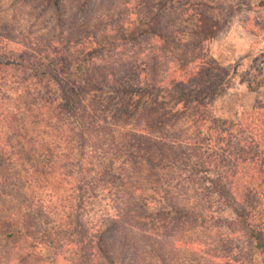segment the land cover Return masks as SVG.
<instances>
[{
  "label": "rangeland",
  "instance_id": "rangeland-1",
  "mask_svg": "<svg viewBox=\"0 0 264 264\" xmlns=\"http://www.w3.org/2000/svg\"><path fill=\"white\" fill-rule=\"evenodd\" d=\"M197 13L219 21L214 38L198 41ZM141 53L153 57L158 74L168 69L172 75L181 64L198 74L212 68L206 70L218 89L212 114L237 121L264 96V86L253 93L244 82L259 72L264 82V0H61L55 8L44 0H0V140L8 144L7 161H0V264H217L184 245L216 242L212 224L202 228L169 208L195 199L182 201L180 189L169 200L153 193L156 180L164 189L173 183L165 169L113 157L94 134L97 122L80 128L73 119L57 121V113L35 120L45 98L64 106L66 94L70 106H96L87 89L98 85L105 65L125 71V82L133 84ZM46 57L64 58L69 71L49 72L36 90L30 72L47 71ZM101 88L103 100L114 97ZM177 108L170 131L192 137L194 109ZM9 124L17 136L3 129ZM107 170L122 179H108ZM134 187L148 198L147 208L131 199ZM122 188L127 193L116 200ZM138 214L142 234L121 224Z\"/></svg>",
  "mask_w": 264,
  "mask_h": 264
},
{
  "label": "trees",
  "instance_id": "trees-1",
  "mask_svg": "<svg viewBox=\"0 0 264 264\" xmlns=\"http://www.w3.org/2000/svg\"><path fill=\"white\" fill-rule=\"evenodd\" d=\"M60 1L44 0L53 8L59 7ZM196 15L198 41L214 38L222 28L219 21L203 13ZM153 36L162 39L159 34L154 33ZM142 57L144 60L139 63V73L135 75L133 84L125 82V71L117 70L113 65L99 69L104 76H98L97 86L87 89V96L93 95L92 102L96 106L84 105L80 110L70 106L66 94L64 106L56 99L45 98L41 99L35 120L46 121L50 115L54 119L53 115L57 113V121L66 123L73 119L80 128V122L84 126L97 122L94 134L100 137L101 144L105 143L107 152L113 157L125 155L132 164L136 158H142L146 165L157 163L161 170L165 169L170 174L173 179L170 182L173 183L167 184L165 189L156 186L160 180L153 182L155 186L151 189L155 195L160 193L163 200H169L170 191L180 189L185 192L181 196L182 201L195 199L193 205L174 207L170 204L169 208L176 210V218L183 216L194 220L202 228L212 224L219 248L215 246L216 242L209 244L206 240L188 241L184 244L186 247L194 246L196 252L217 264H264V96L255 99L251 109L244 112L239 120L219 119L212 114L218 89L210 80V73L206 72L212 68L198 74L186 71V64H181L172 75L168 69L158 74L153 57ZM46 60L47 71L43 70L41 74L36 69L31 71V67L23 70L25 73L31 71L29 79L36 90L38 84L50 77L49 72L59 75L69 71L64 58L58 62L47 57ZM260 73L252 79H244L250 92L256 93L264 86ZM95 79V76L91 77L92 82ZM102 86L114 97L103 100ZM180 104L182 110L194 109L192 137L170 131L172 120L179 116L177 106ZM113 106L115 109L109 118L107 113ZM136 115L139 119L131 125L129 119ZM157 127L164 130L159 132ZM3 129L11 131L14 136L18 134L17 128L10 124ZM12 135L10 137H14ZM7 145L0 140V161L4 163L8 158ZM121 170L123 175L126 169ZM133 171L139 173L137 168ZM106 172L108 179H122L121 174ZM89 175L87 171L86 181ZM115 192L116 200L127 193L124 188ZM190 192L195 197L188 196ZM128 193L131 199L143 201V206L148 207V198L140 187H134ZM130 213L134 215L136 212L131 210ZM143 217L138 214L127 221L122 219L121 224L131 232L142 234L137 221ZM0 237L3 239L4 234ZM178 241H173L172 247Z\"/></svg>",
  "mask_w": 264,
  "mask_h": 264
}]
</instances>
